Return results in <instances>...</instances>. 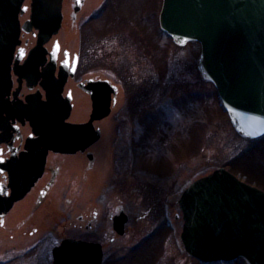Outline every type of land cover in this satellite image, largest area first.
Returning <instances> with one entry per match:
<instances>
[{
	"label": "rangeland",
	"instance_id": "1",
	"mask_svg": "<svg viewBox=\"0 0 264 264\" xmlns=\"http://www.w3.org/2000/svg\"><path fill=\"white\" fill-rule=\"evenodd\" d=\"M72 4L73 0H62V26L51 38L60 46L59 55L63 49L72 55L81 48L86 76L97 74L116 81V76L127 72L138 93L137 100L132 101L137 104L136 120L123 129L135 141L109 142L112 117L102 122L94 167L86 172L72 215L88 204L90 208L100 207L106 257L123 255L160 225L163 228L154 237L163 238L166 233L168 237L156 264H196L179 239L182 219L175 215L181 214L177 204L181 190L218 167L246 179L230 164L247 163L253 156L264 161V135L250 142L233 128L212 82L199 74L198 45L190 41L177 46L159 30L161 0H85L75 20L71 18ZM26 17L25 11L21 19ZM147 35L155 45L149 53L140 47ZM20 38L19 46L28 48L34 43L31 31H22ZM74 90L70 119L79 120L89 98L76 87ZM149 112L152 120L145 117ZM246 151L247 157L242 155ZM155 167H161V174L150 170ZM118 205L129 220L125 232L116 236L110 231L108 214ZM110 236H115L113 242ZM148 254L149 248L143 252ZM210 264L248 263L237 258Z\"/></svg>",
	"mask_w": 264,
	"mask_h": 264
},
{
	"label": "water",
	"instance_id": "2",
	"mask_svg": "<svg viewBox=\"0 0 264 264\" xmlns=\"http://www.w3.org/2000/svg\"><path fill=\"white\" fill-rule=\"evenodd\" d=\"M23 1L0 0V74H8L21 29L25 32L37 29L36 45L24 64L14 67L15 73L27 74L31 71L33 55L38 54V63L43 62L42 55L46 52L43 44L61 25L62 0H30L29 17L20 25L18 14L26 9ZM83 2L74 0L73 19ZM159 21L176 43L184 44L190 39L200 42V73L215 84L233 126L248 137L262 135L264 0H163ZM57 49L54 45L50 52L52 58ZM18 58L19 54L15 61ZM75 62L76 56L70 73ZM60 71L56 94L61 93L66 78V71ZM87 82L85 88L92 101L91 119L70 123L72 152L83 149L98 137L96 129L90 132L91 120L108 113L110 93H116V87L108 86L106 79ZM62 104L64 111L60 120L69 115V94L63 97ZM85 129L90 138H78L77 135L85 134ZM178 203L183 218L180 238L187 252L201 261H227L241 255L250 264H264L262 189L219 167L193 180L182 191ZM124 221L122 213L114 220V228L119 233L123 232ZM82 252L88 256L86 260L81 259ZM100 256L98 243L74 239H65L53 250L55 264H98Z\"/></svg>",
	"mask_w": 264,
	"mask_h": 264
},
{
	"label": "flooded vegetation",
	"instance_id": "3",
	"mask_svg": "<svg viewBox=\"0 0 264 264\" xmlns=\"http://www.w3.org/2000/svg\"><path fill=\"white\" fill-rule=\"evenodd\" d=\"M22 15L21 21L25 19H21ZM49 42L51 45L47 48L51 50L53 42L51 40ZM31 46L27 48L26 45H18L10 63L9 74H0L1 263L10 264L12 261H18L16 264H55L53 248L66 238H76L100 243L101 260L98 264H156L168 234L159 239L154 236L163 226L159 225L123 255L112 253L106 257L101 241L100 207L90 208L88 204L83 211L72 215V207L78 205L77 197L80 196L78 194L81 192L82 184L86 182V172L94 167L96 145L103 132L102 122L112 117L113 135L109 142L135 141L134 136L128 132L125 134L123 129L126 123L132 124L133 120H136L134 116L138 113L137 104L132 101L138 97L137 84L132 81L131 75L126 76L129 74L127 72L122 73L121 77L116 76V81L108 78L117 86V93L112 96L115 102L111 104L109 113L92 121V125L98 129V139L83 150L71 152L70 145L54 144L52 141L55 135H51L50 131L53 129L54 120L63 115V108L60 103L51 105L43 103L47 99L46 91L48 89L53 91L59 87L60 70H65L62 95L67 93L71 95L72 109L68 118L63 121L83 122L89 119L91 113L90 99L89 104L84 106L82 118L70 119L74 87L89 98L85 88L88 84L87 79L92 78L94 81L107 77L97 74L85 75L86 64L81 49L75 52L78 54V60L72 74L69 72L75 53L71 55L67 49H63L61 55L59 49L53 60L46 55L44 61L37 63L31 73H15L14 67L22 64ZM154 46L148 35L146 40L140 41V47L148 53L153 51ZM18 54L19 59L15 61ZM45 68L49 70L44 71ZM56 99L60 101L61 98ZM55 105L57 109L53 111ZM150 107L146 105L147 109ZM145 117L152 120L153 114L149 112ZM59 131L61 133L59 137L64 141L70 140L69 130L63 127ZM150 170L161 174L159 172L161 167ZM97 201L98 196L94 203ZM121 210L124 209L118 205L108 214L110 231L116 236L119 234L113 227V219ZM125 213L127 220L124 223V232L129 220L128 213ZM114 237L110 236L109 241L113 242ZM143 245L145 248H141ZM147 248L149 254L145 256L143 252ZM84 253L82 252V260L88 257L86 252Z\"/></svg>",
	"mask_w": 264,
	"mask_h": 264
},
{
	"label": "trees",
	"instance_id": "4",
	"mask_svg": "<svg viewBox=\"0 0 264 264\" xmlns=\"http://www.w3.org/2000/svg\"><path fill=\"white\" fill-rule=\"evenodd\" d=\"M91 17H93V14ZM254 141H257V139L250 140V142ZM242 155L247 157L248 151L242 153ZM258 160L253 156L252 160L247 161V163L238 162L236 165H234V162H232L230 165L233 169L237 170V173L244 175V177L246 178L245 180H247L248 182H254L264 188V161H262L261 157H259ZM155 168L158 169V167Z\"/></svg>",
	"mask_w": 264,
	"mask_h": 264
},
{
	"label": "bare ground",
	"instance_id": "5",
	"mask_svg": "<svg viewBox=\"0 0 264 264\" xmlns=\"http://www.w3.org/2000/svg\"><path fill=\"white\" fill-rule=\"evenodd\" d=\"M61 9H62V7H61ZM21 35H22V32H21ZM90 104H91V102H90Z\"/></svg>",
	"mask_w": 264,
	"mask_h": 264
}]
</instances>
